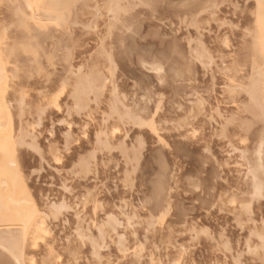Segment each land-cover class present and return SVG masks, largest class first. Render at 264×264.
I'll list each match as a JSON object with an SVG mask.
<instances>
[{"label": "rangeland", "instance_id": "374dc122", "mask_svg": "<svg viewBox=\"0 0 264 264\" xmlns=\"http://www.w3.org/2000/svg\"><path fill=\"white\" fill-rule=\"evenodd\" d=\"M256 1L135 0L114 26L103 0H0L13 168L48 230L23 264H264Z\"/></svg>", "mask_w": 264, "mask_h": 264}, {"label": "bare ground", "instance_id": "6f19581e", "mask_svg": "<svg viewBox=\"0 0 264 264\" xmlns=\"http://www.w3.org/2000/svg\"><path fill=\"white\" fill-rule=\"evenodd\" d=\"M132 1H135V0H103L104 9L107 11V13H108L112 23L114 24V26L117 24H122L124 26L126 24L127 20H125V17L128 14V11L130 9ZM260 1H264V0H259V4H260ZM26 2H27L26 3L27 6L30 8L31 4L28 1H26ZM259 4L258 5L256 4V5L259 6ZM258 9H259V7H258ZM260 10L261 9H259V12H260ZM96 11L98 14H100L99 9H96ZM256 13H257V10H256ZM256 15L258 16L259 14H256ZM29 19H31V18H29ZM224 26H225V24H224ZM257 31H258L257 32V38L262 39L264 41V15L258 17V19H257ZM0 41H1V35H0ZM224 44L226 45V43H224ZM258 45H260V46L263 45L261 49L259 48L260 53L262 54L261 56H262L263 60L255 68L256 77L252 81L251 90L249 93H250V99L253 103V108L256 109L261 116H264V44H258ZM150 69L155 71L156 73L162 72V67L158 64H153L150 67ZM63 88H64V86H62V89ZM62 91L63 90H61L60 92L62 93ZM83 98L84 97L82 94L79 95L78 92L76 93V99L80 103L82 101H84ZM199 105H201V104L199 103ZM150 121H153V117H152V120H150ZM151 125L152 124H150V128H149V125H147L148 126L147 129L149 128V130H150L151 128H155V126L151 127ZM142 126H144V125L142 124ZM140 128H141V126H140ZM151 131L154 133V130L151 129ZM116 132H118V131H116ZM192 137H193V135H192ZM218 138L219 137H217V139ZM158 139H159V137H158ZM15 140H17V139L15 138V136L13 134V122H12V116H11L10 107H9V101L7 98L6 73H5V68L3 65V59H2L1 54H0V249H3L7 253H10L17 264H23V258L25 255L24 254V243L26 242V240L29 237L33 238L34 240L38 239V238H42V236H44L48 232V230L45 227L44 219L42 216L43 213L39 210L38 206L36 205V203L32 199L31 195L29 194L28 187H27V185L23 179V176H22L20 170L17 167L13 168L15 161L13 160L12 157L14 155V146L17 143V142H15ZM105 142L106 141L104 140V143ZM163 148H164V146H163ZM247 174L250 177L251 183H252L251 184L252 185V197H254V198L262 197L263 193H264V139L260 142L259 146L256 149V161L253 165L252 164L250 165ZM128 179H129V177H128ZM64 208H66L64 203H61L59 205L53 204L52 205V210H53L52 213L58 214ZM167 211H168V209H167ZM49 213H51V212H49ZM133 218H134V216H133ZM133 218H130V219H133ZM135 219H136V217H135ZM152 219H153V217H152ZM158 222H159V220H158ZM131 223L133 224V222H131ZM107 225L114 231L116 230L117 226L119 227L118 221L116 219H114L113 217H109V219L107 221ZM135 225H137V224H135ZM12 226L13 227L18 226V228L16 229L17 231H14ZM98 228L99 227H97V230H99ZM192 229H194V228H192ZM99 234H100L101 239H102L104 237V232L99 231ZM251 234H253V233H251ZM255 235L258 237L259 241H261L262 244H264L263 234L260 232H255ZM40 241H42V240H40ZM34 245L35 244L33 243V246ZM94 246L96 248L97 245L94 244ZM116 246L119 247V244H117ZM102 247H103V243H102L101 248ZM120 247H121V245H120ZM105 248L107 250V247H105ZM188 249H190V248H188ZM99 250H100V248H99ZM73 254L74 253H72V256H73ZM92 254L94 255V251ZM96 255H98V254H96ZM74 257H76V256H74Z\"/></svg>", "mask_w": 264, "mask_h": 264}, {"label": "snow or ice", "instance_id": "6c2138e0", "mask_svg": "<svg viewBox=\"0 0 264 264\" xmlns=\"http://www.w3.org/2000/svg\"><path fill=\"white\" fill-rule=\"evenodd\" d=\"M59 162V161H58Z\"/></svg>", "mask_w": 264, "mask_h": 264}]
</instances>
